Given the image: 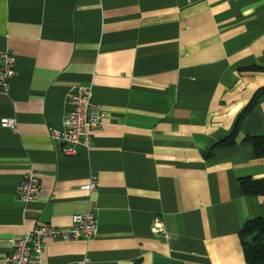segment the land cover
Instances as JSON below:
<instances>
[{"label": "crops", "instance_id": "0c3cea01", "mask_svg": "<svg viewBox=\"0 0 264 264\" xmlns=\"http://www.w3.org/2000/svg\"><path fill=\"white\" fill-rule=\"evenodd\" d=\"M4 49L17 74L0 85V264L11 239L92 203L97 237L46 238L44 264H246L241 233L264 217L241 186L264 178L245 140L264 134V0H0ZM77 84L105 118L67 155L50 128ZM30 169L42 186L25 203Z\"/></svg>", "mask_w": 264, "mask_h": 264}, {"label": "built area", "instance_id": "2783aa9c", "mask_svg": "<svg viewBox=\"0 0 264 264\" xmlns=\"http://www.w3.org/2000/svg\"><path fill=\"white\" fill-rule=\"evenodd\" d=\"M17 74V59L11 49H4L0 53V85L6 91L10 90L13 78ZM91 86L77 84L72 87L68 98V106L64 118L63 128H50V137L62 145L67 155L77 153L80 146L90 147L93 132L104 123L105 113L100 106L93 102ZM3 125L17 131V121L13 118L5 119ZM42 180L34 169H30L18 187V196L25 203L35 202L41 191ZM99 187L96 178L82 185L81 189L94 193ZM154 232L163 230L162 223L155 221ZM99 233V221L94 212V204L87 213L73 215L70 227L61 229L51 224L43 223L28 231L23 236L11 239L12 251L6 258L5 264H44L42 255L45 239L59 238L65 241L92 240Z\"/></svg>", "mask_w": 264, "mask_h": 264}, {"label": "trees", "instance_id": "16d2710c", "mask_svg": "<svg viewBox=\"0 0 264 264\" xmlns=\"http://www.w3.org/2000/svg\"><path fill=\"white\" fill-rule=\"evenodd\" d=\"M247 111L248 108L244 113ZM239 123L240 120L230 138L225 140L222 146H230L236 142V137L239 132ZM245 140L253 145L257 157H264V134L248 136ZM241 186L248 195L264 196V178L242 179ZM241 239L245 252L246 264H264V217L247 221L241 233Z\"/></svg>", "mask_w": 264, "mask_h": 264}]
</instances>
